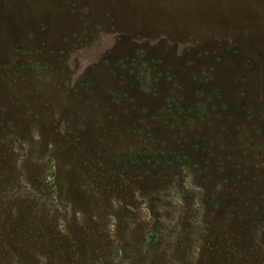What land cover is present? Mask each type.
Segmentation results:
<instances>
[{"label":"rangeland","instance_id":"374dc122","mask_svg":"<svg viewBox=\"0 0 264 264\" xmlns=\"http://www.w3.org/2000/svg\"><path fill=\"white\" fill-rule=\"evenodd\" d=\"M0 264H264V0H0Z\"/></svg>","mask_w":264,"mask_h":264},{"label":"trees","instance_id":"16d2710c","mask_svg":"<svg viewBox=\"0 0 264 264\" xmlns=\"http://www.w3.org/2000/svg\"><path fill=\"white\" fill-rule=\"evenodd\" d=\"M170 77L171 78H173L174 79V81L176 82V79H175V77H177V73L176 72H170ZM169 110L172 112V114L173 115H175V112L174 111H172V109H169V108H167L166 109V111H168L169 112ZM244 127V126H243ZM144 141H147V139H144ZM211 143H214V142H211ZM146 146V145H145ZM129 149H125V150H122V153L123 154H121V156L120 157H127L128 159H131V160H136L135 158H137V156H143V154L145 153H138V154H136V155H134V154H132V151H131V149L128 151ZM212 150L209 148V152H211ZM162 153H164V152H162ZM166 153H169V152H166ZM172 153V152H171ZM170 153V155H171V157H173L172 155L173 154H171ZM139 154H141V155H139ZM179 154H180V156L182 157V158H185V159H188L189 161H192V159L190 158V154H187V153H185V152H179ZM146 155H149L147 152H146ZM97 156H99V157H101L102 158V160H104V161H106L107 160V156L105 155V154H103L102 152H98L97 153ZM174 156H175V154H174ZM164 157H166V159H164V161H159L160 163H162L163 164V166L164 167H166V166H168V164L169 163H171L170 161H168V159H167V156L165 155ZM132 158H134V159H132ZM120 169V171L121 172H123V173H125L126 175H130L131 174V172H132V166H130V165H127V164H125L124 166H117L116 165V167H114V168H112V172H114V170L115 171H117V170H119ZM241 169H244V171H241L242 173H245V174H252L250 171H249V169L248 168H241ZM162 170H159L158 172H157V176H159V175H161L162 174V172H161ZM259 171V170H258ZM240 177H242V175L241 174H239V178ZM246 178H244L243 180L241 179V182L245 185V184H247V181L245 180ZM245 189V188H244ZM241 197L242 198H244V195H242L241 194Z\"/></svg>","mask_w":264,"mask_h":264}]
</instances>
